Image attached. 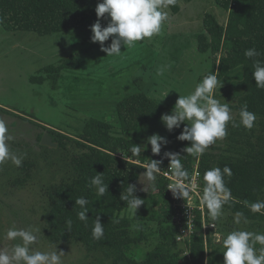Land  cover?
Listing matches in <instances>:
<instances>
[{"label":"rangeland","instance_id":"374dc122","mask_svg":"<svg viewBox=\"0 0 264 264\" xmlns=\"http://www.w3.org/2000/svg\"><path fill=\"white\" fill-rule=\"evenodd\" d=\"M205 12L214 14L220 22L226 21L225 12L212 0H180L178 6L171 8L162 35L153 37L150 42H138L133 49L122 47L121 50L125 51L121 57H108L98 43H92L90 27L37 35L27 31H7L0 26V106L8 110L0 109V118L9 125L14 138L12 149L26 153L22 167L17 168L11 162L0 167V246L11 248L14 243L4 239L9 227L31 226L41 229L38 250L52 251L57 247L58 251L65 253L62 257L64 264H113L102 253L88 250L82 243L55 238L48 219L49 195L56 186L70 183L76 176L70 165L72 146L69 141H64V146L59 148L57 144L53 148L55 150H50L40 144V138L44 132L48 133V129L76 137L90 117L109 123L112 132L118 134L115 103L137 90L158 101L164 107L163 114L169 113L179 95H189L194 91L198 80L209 70L210 54L199 53L196 41ZM102 23L106 26L107 21ZM110 43L111 38L105 46ZM69 55L77 59V64L62 69L55 86L49 80L31 82L32 76L47 75V66H57ZM169 64L170 68L164 75L158 76L157 68ZM165 94L168 95L163 99ZM215 98L221 103H229L238 122L236 107L240 104V97H225L216 90ZM228 131L227 138L218 141L207 152L216 156L237 154L250 147L258 153L264 152V118L257 117L256 127L251 131L242 126L234 128L231 124ZM152 134H159L169 141V132L162 122L155 126L143 123L137 145L145 143V151L141 155L147 156L143 161L136 160L143 166L151 159L160 160L165 151H173L169 141L159 156L153 155L151 146L146 148V140ZM163 162L168 163L169 160L163 159ZM20 178L23 179L22 184L16 182ZM141 182L146 183L143 173L137 183L139 190L143 188ZM122 214L131 216L129 209ZM233 215L224 207L221 221L213 222L208 216L214 226L207 233L206 243L203 242L205 255L202 259L186 260V264H208L210 252L217 262H223V248L218 246L217 240L237 227L233 224ZM146 226L157 227V224L132 223L131 235ZM239 227L264 231V215L252 213L248 223ZM150 239L134 245L132 253L143 254L150 249L154 237Z\"/></svg>","mask_w":264,"mask_h":264},{"label":"trees","instance_id":"16d2710c","mask_svg":"<svg viewBox=\"0 0 264 264\" xmlns=\"http://www.w3.org/2000/svg\"><path fill=\"white\" fill-rule=\"evenodd\" d=\"M212 1L225 12L226 21L220 22L209 12L202 16V30L197 34L196 41L198 52L210 54L211 57L205 75L215 73L218 76L223 86L216 90L225 97H240V104L236 107L238 113L246 103L249 111L264 118V89L256 88L252 79L253 61L244 56L245 49L252 47L264 53V0ZM97 3L98 0H0V26L7 31H27L37 35L81 30L89 28L96 21ZM258 59L264 60V55ZM76 64L77 59L69 55L57 66H47V75L32 76L30 80L32 83L49 80L55 86L58 73ZM0 109L8 112L4 107L0 106ZM163 112L164 107L158 101L137 90L115 103L118 134L112 132L109 123L96 117L88 118L76 137L48 129V134L59 148L64 146V141L71 144L70 165L76 174L70 183L56 186L49 195L48 219L56 239L82 243L88 250L102 253L113 264H186L189 259L176 241L174 209L163 178L158 177L154 193L147 194L137 188L136 195L145 200V205L138 209L136 216L122 214L128 207L126 202L120 200V195L126 192L128 184L137 187L145 167L136 160L143 161L147 156L132 157L130 149L133 144L137 145L141 125H158ZM179 132L180 129L169 133V141L173 146L172 152L181 155V162L189 171L194 158L183 152L188 142L176 139ZM225 165L233 171L227 185L234 197L225 208L250 217L252 213L245 202L264 199V152L258 153L253 147L237 154L221 153L216 156L206 152L198 164L201 182L207 169L215 166L223 168ZM97 173H102L104 183L108 184V192L103 197H97L95 190L88 186L90 178ZM16 182L22 184L23 179ZM81 196L88 200L87 225L77 218L80 208L75 205V199ZM97 216L104 227L101 241H95L91 236ZM68 220L72 221L70 231L66 225ZM149 222H155L157 227H140L131 235L132 223ZM151 237H154V243L150 249L143 254L132 253L134 245L149 242ZM205 251L202 236H195L190 246V258L202 259ZM208 264L223 262H217L210 252Z\"/></svg>","mask_w":264,"mask_h":264},{"label":"clouds","instance_id":"9594fccd","mask_svg":"<svg viewBox=\"0 0 264 264\" xmlns=\"http://www.w3.org/2000/svg\"><path fill=\"white\" fill-rule=\"evenodd\" d=\"M179 2L180 0H98L95 7L97 19L90 26V40L98 43L106 56L121 57L125 50L135 48L138 42H150L153 37L162 35L163 28L169 21L171 8L178 6ZM102 20L107 21L106 26L101 23ZM110 38L111 43L105 46ZM122 47L125 50L122 51ZM262 55L264 53L255 47L244 51V56L253 61L252 79L258 89H264V60L258 59ZM168 68L170 64L158 67L157 75L163 76ZM222 86L218 76L209 73L203 76L189 95H179L169 113L161 115V122L169 133L180 129L176 139L188 142L183 152L196 160L202 158L218 141L227 138L229 124L234 128L242 126L248 131L256 127L257 116L248 110L246 103L239 110L237 122L229 103H221L215 98L216 89H221ZM13 139L8 123L0 118V167L8 162L17 168L22 167L26 153L12 149ZM168 143L166 137L152 134L146 140V148L150 145L152 154L159 156ZM144 145L145 143L133 144L130 149L132 157H139L145 151ZM180 157L179 153L165 151L160 160L151 159L143 172L146 183L141 182L143 188L140 190L147 193L156 190V181L162 171L163 159L166 158L169 160L168 167L172 177L168 189L174 197L185 201L191 199L193 185L190 173ZM232 176L233 171L228 165L223 168L211 167L203 173L200 204L213 222L223 219L225 205L234 199L232 190L227 185V180ZM88 186L95 190L97 197H103L108 192V184L104 183L102 173L91 177ZM136 192V185L128 184L126 192L120 195V200L126 202L133 217L145 205V200L137 196ZM87 204L88 200L83 196L75 199V205L80 208L77 218L85 225L89 219ZM245 204L251 213L264 215V200L246 201ZM247 223L248 217L243 212H235L233 224L237 227L218 238V246L223 248V264H264V231H249L239 227ZM66 225L70 231L72 221H66ZM40 232L41 229L31 226L9 227L4 239L14 243L11 248L0 246V264H64L62 257L65 253L58 251L57 247L52 251L38 250ZM91 236L95 241L104 238V227L99 216L95 220Z\"/></svg>","mask_w":264,"mask_h":264},{"label":"built area","instance_id":"2783aa9c","mask_svg":"<svg viewBox=\"0 0 264 264\" xmlns=\"http://www.w3.org/2000/svg\"><path fill=\"white\" fill-rule=\"evenodd\" d=\"M198 164L199 160L194 159L193 167L189 170L193 190L191 199L187 201L174 197L168 189V184L172 182L169 162L162 163V171L158 176L166 181V192L174 209L173 224L177 227L176 241L189 260L191 259L190 246L194 237L201 235L203 242L206 243L207 230L214 226V223L208 219L206 210L200 204L203 188Z\"/></svg>","mask_w":264,"mask_h":264},{"label":"water","instance_id":"95a60500","mask_svg":"<svg viewBox=\"0 0 264 264\" xmlns=\"http://www.w3.org/2000/svg\"><path fill=\"white\" fill-rule=\"evenodd\" d=\"M39 142L41 145L51 147V148H56V146H57V143L55 141H53V138L51 137V135H49L46 132H44L42 134Z\"/></svg>","mask_w":264,"mask_h":264}]
</instances>
